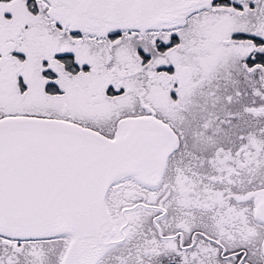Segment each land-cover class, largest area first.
I'll list each match as a JSON object with an SVG mask.
<instances>
[{
  "label": "snow or ice",
  "instance_id": "obj_1",
  "mask_svg": "<svg viewBox=\"0 0 264 264\" xmlns=\"http://www.w3.org/2000/svg\"><path fill=\"white\" fill-rule=\"evenodd\" d=\"M0 264H264V0H0Z\"/></svg>",
  "mask_w": 264,
  "mask_h": 264
}]
</instances>
